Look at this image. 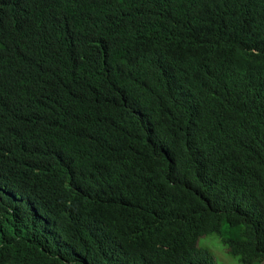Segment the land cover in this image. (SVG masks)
Returning a JSON list of instances; mask_svg holds the SVG:
<instances>
[{"label":"trees","instance_id":"1","mask_svg":"<svg viewBox=\"0 0 264 264\" xmlns=\"http://www.w3.org/2000/svg\"><path fill=\"white\" fill-rule=\"evenodd\" d=\"M264 264V0H0V264Z\"/></svg>","mask_w":264,"mask_h":264},{"label":"rangeland","instance_id":"2","mask_svg":"<svg viewBox=\"0 0 264 264\" xmlns=\"http://www.w3.org/2000/svg\"><path fill=\"white\" fill-rule=\"evenodd\" d=\"M198 245L211 252L216 264H239L237 258L229 255L227 249L214 234H207L200 237L198 239Z\"/></svg>","mask_w":264,"mask_h":264}]
</instances>
